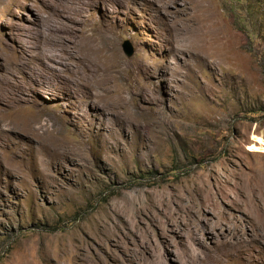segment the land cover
Here are the masks:
<instances>
[{
  "label": "rangeland",
  "instance_id": "obj_1",
  "mask_svg": "<svg viewBox=\"0 0 264 264\" xmlns=\"http://www.w3.org/2000/svg\"><path fill=\"white\" fill-rule=\"evenodd\" d=\"M0 264H264V0H0Z\"/></svg>",
  "mask_w": 264,
  "mask_h": 264
},
{
  "label": "bare ground",
  "instance_id": "obj_2",
  "mask_svg": "<svg viewBox=\"0 0 264 264\" xmlns=\"http://www.w3.org/2000/svg\"><path fill=\"white\" fill-rule=\"evenodd\" d=\"M94 36L93 34L91 35H86L84 36L80 41L81 45H80V56H78V58H82V55H88L89 57V50L91 48V44L93 42ZM64 48L68 49L72 55H76L77 49H78V45L77 42L74 43L73 45H68L66 42H63Z\"/></svg>",
  "mask_w": 264,
  "mask_h": 264
},
{
  "label": "water",
  "instance_id": "obj_3",
  "mask_svg": "<svg viewBox=\"0 0 264 264\" xmlns=\"http://www.w3.org/2000/svg\"><path fill=\"white\" fill-rule=\"evenodd\" d=\"M123 52H124V54H125L127 57H130V56L132 55V49H131L130 45L125 44V45L123 46Z\"/></svg>",
  "mask_w": 264,
  "mask_h": 264
}]
</instances>
